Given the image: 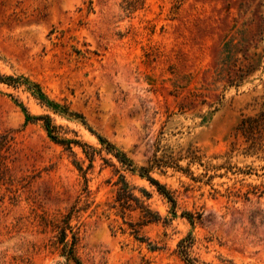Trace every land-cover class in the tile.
<instances>
[{
    "label": "rangeland",
    "instance_id": "rangeland-1",
    "mask_svg": "<svg viewBox=\"0 0 264 264\" xmlns=\"http://www.w3.org/2000/svg\"><path fill=\"white\" fill-rule=\"evenodd\" d=\"M0 76L49 105L0 83V264H70L41 224L74 205L81 264H185L187 236L197 264H264V153L235 137L264 111V0H0ZM38 116L95 151L102 138L131 170L102 152L84 178L81 149L53 143ZM152 166L174 216L140 177ZM120 176L161 218L142 233L159 250L110 209Z\"/></svg>",
    "mask_w": 264,
    "mask_h": 264
},
{
    "label": "trees",
    "instance_id": "trees-1",
    "mask_svg": "<svg viewBox=\"0 0 264 264\" xmlns=\"http://www.w3.org/2000/svg\"><path fill=\"white\" fill-rule=\"evenodd\" d=\"M0 83L13 89H19L25 86L27 90L31 91L32 97L38 102L39 105L47 107L49 106L39 87L29 86L27 84V80L19 77L0 76ZM35 120L42 121L43 128L46 131L49 139L53 143L63 147L71 155L76 156L75 152L73 151L74 148L81 149L82 154L89 161L86 169H83L82 166L77 165L78 171L84 176V178L86 177L87 171L93 168L95 155H100L102 152L115 158L120 168L124 171L131 170V164L128 159L123 154L116 152L113 146L102 138L97 137L101 145V149L100 151H95L90 146L82 143L79 140L65 137L66 132H64L61 127L53 125L49 116H38L35 118ZM239 135L244 139L245 143L248 144L246 151L247 154L255 155L258 152L264 153V144L262 142L264 140V111L260 112L256 116L244 117L236 127L235 137H238ZM186 158L189 159V163L196 162V159H198L196 152L190 149L187 151ZM180 159L181 158H179V160ZM155 163L156 164L154 167L156 168L169 167V165L174 163V160L171 158L170 160L166 161L157 160ZM152 169L153 166L146 170H141L140 177L146 179V181H148V183L155 188L158 195H160L166 201V203L170 205V211L174 216L177 206L176 198L174 197V194L167 190L164 185L149 176V172ZM175 169L182 172L187 171L182 170V168L179 166H175ZM115 186V196L110 209L117 212L119 217L123 220V224L128 227L130 231L129 234L133 236L136 241L140 243H147L152 251L159 250L160 248H158L157 244H151L148 242V240L142 236V233L144 227L159 223L161 218L159 216H154L149 208L144 206L143 203L136 196H134L132 189H130L123 176H120V179L118 182H116ZM149 198L150 196H147V199ZM80 211H82V208L78 209L74 205L56 219L49 220L43 218L41 224L44 232H49L52 234V238L50 239V247L55 251H58L60 257L65 258V260L70 264H81L80 258L78 256L81 227L78 223ZM136 213H138L137 221H126L127 218L131 219L132 214ZM202 216L203 213H196L194 215L192 213L183 212L181 214V217L185 218L191 225H193L196 220L199 221ZM162 223L164 226L167 225L165 220ZM193 246L194 244L191 236H187L185 239L180 240L177 244L175 253L185 264L198 263V260L192 255ZM220 264L232 263L222 261Z\"/></svg>",
    "mask_w": 264,
    "mask_h": 264
}]
</instances>
